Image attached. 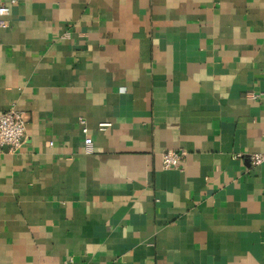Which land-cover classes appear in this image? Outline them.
<instances>
[{
	"label": "crops",
	"instance_id": "crops-1",
	"mask_svg": "<svg viewBox=\"0 0 264 264\" xmlns=\"http://www.w3.org/2000/svg\"><path fill=\"white\" fill-rule=\"evenodd\" d=\"M6 19L0 113L26 132L0 151V264H264V0H15Z\"/></svg>",
	"mask_w": 264,
	"mask_h": 264
},
{
	"label": "built area",
	"instance_id": "built-area-1",
	"mask_svg": "<svg viewBox=\"0 0 264 264\" xmlns=\"http://www.w3.org/2000/svg\"><path fill=\"white\" fill-rule=\"evenodd\" d=\"M15 3V0H9L6 2L0 0V28L7 26V15L10 12V6ZM246 97L250 100H263L264 89L261 91H248ZM22 111L10 108L0 113V151L4 146H7L10 151H16L21 145L26 132V120ZM81 132L84 137V151L86 153L92 152V139L87 136L88 128L83 118L78 119ZM107 123H100L99 129H103ZM185 156L183 150H167L161 154L162 167L177 168ZM251 162L254 165L264 163V151L254 153L251 155Z\"/></svg>",
	"mask_w": 264,
	"mask_h": 264
}]
</instances>
